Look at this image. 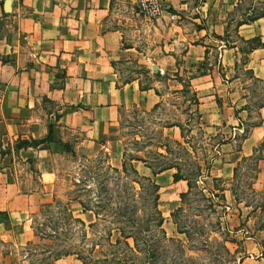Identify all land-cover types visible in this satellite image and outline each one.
Segmentation results:
<instances>
[{"label": "crops", "instance_id": "1", "mask_svg": "<svg viewBox=\"0 0 264 264\" xmlns=\"http://www.w3.org/2000/svg\"><path fill=\"white\" fill-rule=\"evenodd\" d=\"M240 1L160 0L161 13L146 17L152 39L141 44L138 37L128 45L108 22L113 6L134 7L137 0H0V264H33L44 242L33 223L57 199L54 155L98 153L107 166L121 171L120 120L130 111L156 120L154 113L172 95L161 93L160 83L152 81L156 75L177 73L188 80L203 132L221 138L208 146L206 178L227 188L234 172L246 169L242 160L264 137V107L259 109L261 124L237 142L247 116L241 72L264 83V17L233 32L240 42L258 39L262 44L242 65L236 41L224 38L228 14ZM126 24L134 26L135 36L141 33L136 19ZM171 82L177 84L170 78L168 87ZM171 124L162 127L164 137L182 141L183 132ZM262 155L252 180L255 192L264 191ZM132 165L140 176L152 177L141 162ZM174 173L152 177L160 187L159 201L166 184L180 188L178 198L187 192L186 182L174 181ZM66 208L85 226L95 221L77 201ZM52 264L82 262L67 255Z\"/></svg>", "mask_w": 264, "mask_h": 264}, {"label": "rangeland", "instance_id": "2", "mask_svg": "<svg viewBox=\"0 0 264 264\" xmlns=\"http://www.w3.org/2000/svg\"><path fill=\"white\" fill-rule=\"evenodd\" d=\"M253 8L264 9V0H244L238 10L235 7L227 17L229 27L226 37L229 39L232 36L242 52L247 47L235 38L231 26H234L240 14ZM255 10L252 13L260 12ZM146 17L136 5L129 7L118 4L112 8L108 25L124 34L127 41L125 44L135 43L138 37V43L144 44L153 37L146 30ZM128 19L138 21L137 26L141 27L138 36L134 35V26L126 24ZM241 58L244 65L246 56L242 55ZM241 73L245 82L244 108L247 116L242 122L243 131L238 134L237 142L243 137H249L253 126L261 124L259 107L264 106V83L252 80L248 72ZM143 76L146 81L148 77L145 74ZM170 78L181 86L189 84L188 80L179 77L177 73L174 77L154 76L152 81L160 83L161 93H172L166 97L168 104L158 107L154 113L156 120L130 111L120 120L119 129L125 142L124 147L135 149L131 143L134 137H138V142L145 143L142 147L149 146L145 152H150L158 145L166 144L162 138L163 126L169 123L180 124L185 141L194 148L191 159L173 145L171 156L166 155L164 148L158 151L167 160L155 159L151 154L147 156L153 158L156 165L162 162L176 163L193 180L194 165L203 168L205 163L209 166L208 146L220 142L221 138L203 132L200 126L202 121L194 114L193 106L183 102L182 89L172 82L167 86V79ZM172 86L178 89L173 90ZM192 95V92L187 91L186 99ZM52 159L58 176L55 184L57 201L53 209L42 211L34 219L33 224L40 233L38 236L44 242L36 249L33 264L44 259L51 262L58 251L69 255L80 253L86 264H264V191L251 190L253 172L249 162L245 163L246 169L236 171L233 182L227 188L221 182L206 178L204 174V178L197 182L183 200L177 197L179 187L163 185L159 210L164 219L162 229L166 238L170 239L164 242L156 230H144L143 219L150 210V199L144 198L145 194L141 193L138 185L131 189L129 181L134 178L131 174L115 180V175L109 172L105 160L98 153L79 154L76 157L57 153ZM79 181L84 183L78 185ZM77 186L79 189L84 188L81 193L83 200L90 207H96L100 213L96 224L84 230L70 224L62 214V208L77 195ZM225 189L227 194L224 193ZM209 190H222L218 194L223 200L212 199ZM171 211L175 213L177 226L173 223L172 213L169 215Z\"/></svg>", "mask_w": 264, "mask_h": 264}, {"label": "trees", "instance_id": "3", "mask_svg": "<svg viewBox=\"0 0 264 264\" xmlns=\"http://www.w3.org/2000/svg\"><path fill=\"white\" fill-rule=\"evenodd\" d=\"M243 2H244V0H241L240 3L236 6L237 10L240 7V4ZM252 10H255V9L253 8ZM252 10H246L243 14L239 15L238 20H236V22H234V25H235L234 30L237 29L238 27H240L241 25H246V24L252 23V22L264 17V9H261V8L257 9V10H260V12H258V13H252ZM257 10H255V11H257ZM227 27H229V23H228ZM225 37H226V34H225L224 38ZM241 42L243 44H245L247 47L246 50L243 52L240 50L242 52V55H245V56H247L254 49L262 46L261 42L258 39H253V40H250L247 42L241 40ZM246 60H247V58H245L244 62H246ZM178 79H180V78H178ZM179 81H181V80H179ZM189 87H190L189 84H186L185 86H183V88L181 90V94L184 98L183 102L184 103L187 102L190 107L196 106L198 104V99L196 98V96L194 94L191 97H189L188 99H186V93H187V91H190ZM263 107L264 106L261 105L259 107V109L263 108ZM194 114H196L198 116V118H200L197 111H194ZM171 125L179 127L180 130L183 132V129H182L180 124L172 123ZM139 138H141V137H139ZM162 138L166 144H160L155 148V150L151 149L150 152H145V151H147V148L149 146L142 147L145 144L144 141L138 142V140H137L138 137H134L133 143H131V145L135 149H129V148H127V146L124 147L121 171L116 170L110 166H107V169L109 170V172H111L115 175V180H118L123 176L126 177L129 174H131L134 177V178H132V180L129 181V185H130L131 189H134V185H138L141 193L144 192V194H145L144 198L150 199V204H151L149 212L145 215L146 218L143 219L144 230L147 229L146 232L156 230L161 235L164 242H168V241H170V239L166 238V235L162 229V224H163L164 219L162 217L160 210L158 209L160 187L158 185H156V183L154 182L152 177H155L156 175H158V174H160L166 170H174L175 173L173 174V180L174 181L182 180V181H185L187 184V192L180 195V199L183 200L185 197H187L191 193L192 189L197 185V182H199V180L204 178V174L207 175L209 166L204 163V167L202 168L200 165L195 164L194 165L195 178L192 180L191 178H189L187 175H185L183 173L180 166L177 165L176 163L167 164V163L162 162V164L156 165L154 163V159L153 158L151 159V157H148L147 154H151L152 157H155V159L167 160V157L165 155L158 152L160 148H164L166 151V155H170V156L172 155V152H173L172 145L179 147L187 155V157H189L190 159H191L192 154H194V148L188 142L185 141L183 133H182V141L181 142L170 140L167 137H162ZM45 141H47V142L50 141L49 135L45 139ZM38 143L39 142H33L34 145H37ZM137 145H140V147H137ZM124 146H125V142H124ZM186 146H188L189 148H187ZM263 151H264V137H263V140L260 143V145L257 147V149H255L253 155L251 157H248V158L242 160V162H244V163L249 162L250 167L252 166V169H251L253 172L252 180H255L257 177L258 163L263 158V155H262ZM140 155H142V156H140ZM133 161L141 162L145 167L150 169L152 177L140 176L132 165ZM187 167L192 168L190 166H187ZM235 174H236V172H234V177H235ZM109 179L112 180L113 178L109 177ZM81 183L83 184L84 182L79 181L78 185ZM77 187H78L77 195L74 198L70 199L69 201H77L81 205V207L84 211H91L95 216V222L89 226H85L80 220L73 218V216L68 212L66 205L62 208V214H63V218L65 220L69 221L70 224H73V225L77 226L79 229L84 230V228L93 227L96 224V221H98V217L100 216V213L96 210V207H90L88 205V203H86L83 200L81 193L84 191V188L81 187L79 189V186H77ZM251 190H252V187H251ZM208 193L210 194L212 199L214 198V199L223 200V197L219 196V194H218V193H222V190L221 191L220 190H209ZM56 201H55V204H56ZM98 201H99V198H98ZM46 211H48V210H46ZM171 217L173 218L174 225L176 224V226H177V222L175 219V213H172ZM2 219H3V216L0 214V220H2ZM36 232L38 233V235L40 234L37 229H36ZM178 233L184 234V232H179V231H178ZM227 241H229V240H227ZM229 242H233V241L230 240ZM67 255H69V253H63V252L59 253V251H58V252H56V254L51 259V262L50 261L49 262H50V264H52L53 261L58 260L64 256H67ZM74 255H76L78 257V259L82 262V264H86L84 258L80 255V253H74ZM49 262H48V264H49Z\"/></svg>", "mask_w": 264, "mask_h": 264}, {"label": "built area", "instance_id": "4", "mask_svg": "<svg viewBox=\"0 0 264 264\" xmlns=\"http://www.w3.org/2000/svg\"><path fill=\"white\" fill-rule=\"evenodd\" d=\"M136 5L148 17L157 16L162 11V6L160 4V0H137ZM171 18L175 19V16H172Z\"/></svg>", "mask_w": 264, "mask_h": 264}, {"label": "water", "instance_id": "5", "mask_svg": "<svg viewBox=\"0 0 264 264\" xmlns=\"http://www.w3.org/2000/svg\"><path fill=\"white\" fill-rule=\"evenodd\" d=\"M153 70H156V67L155 66H153Z\"/></svg>", "mask_w": 264, "mask_h": 264}]
</instances>
